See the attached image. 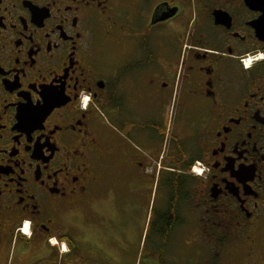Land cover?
<instances>
[{"label":"flooded vegetation","instance_id":"af4514ba","mask_svg":"<svg viewBox=\"0 0 264 264\" xmlns=\"http://www.w3.org/2000/svg\"><path fill=\"white\" fill-rule=\"evenodd\" d=\"M154 188L151 264H264V0H0V264H121Z\"/></svg>","mask_w":264,"mask_h":264},{"label":"rangeland","instance_id":"374dc122","mask_svg":"<svg viewBox=\"0 0 264 264\" xmlns=\"http://www.w3.org/2000/svg\"><path fill=\"white\" fill-rule=\"evenodd\" d=\"M194 188L195 186L192 183L186 189V211L189 213L187 219L195 212L197 204L196 188ZM154 194L155 188L153 189L149 204L138 198H114L112 195L105 197L102 201L103 207L106 210L103 211L104 219L102 220L105 236L119 240V244L126 251L125 258H123L124 254H122L121 264H151L153 227L149 222L151 219V201L154 199ZM194 224L193 221L189 222L185 229L186 234L191 235L194 232ZM177 248L176 246L175 249L177 250ZM185 248V253L183 251L178 252V254L177 252L175 253L174 262H170V264H185V262L194 264L198 247L191 243L190 246L186 245Z\"/></svg>","mask_w":264,"mask_h":264}]
</instances>
